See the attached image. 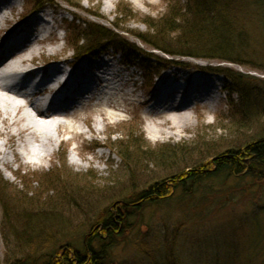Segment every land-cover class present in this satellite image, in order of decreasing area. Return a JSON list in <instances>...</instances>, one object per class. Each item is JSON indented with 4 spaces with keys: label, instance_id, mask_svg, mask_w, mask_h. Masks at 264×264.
I'll list each match as a JSON object with an SVG mask.
<instances>
[{
    "label": "rangeland",
    "instance_id": "374dc122",
    "mask_svg": "<svg viewBox=\"0 0 264 264\" xmlns=\"http://www.w3.org/2000/svg\"><path fill=\"white\" fill-rule=\"evenodd\" d=\"M18 1L19 5L7 12L8 22L2 24L0 36L1 32H8L15 26L23 10L31 7L30 0ZM175 1L181 5L184 0H172V3ZM67 3L76 7H70ZM251 3L257 19L245 26L249 30L250 45L241 59L245 63L244 67L231 63L220 64L219 61L174 58L175 63L183 64L184 67L168 65L153 76L149 86L146 75L150 76L157 69V59H152L147 67H142L135 60L126 62L109 47L104 55L106 58L113 57L116 61L119 71L116 83L126 99L120 101L121 107L118 110H112L93 100L98 98L102 89H99L100 93H97L98 89L92 92V100L83 102L82 110L73 116L63 117L60 110H56L54 117L45 122L50 126L43 129L56 141L53 154L45 159L36 160L32 158L33 154L26 155L20 148L25 144L22 140L16 144L19 154L12 152L11 146V150H7V146L3 147L6 138L0 135V148L6 153L3 164L0 165V184L7 183L9 186L3 187L6 191L0 197L5 200V205L10 206L9 210L15 208L25 211L32 207L35 211L31 212L37 214V220L32 223L35 226L33 229L46 237L41 248L43 260L46 255L52 254L54 246L58 248L68 243L80 249L95 215L112 211L115 200L122 201L129 197L125 187L124 195L116 196L118 186L124 185L128 175L134 174L125 168L118 157V142L129 143L130 136L133 139L137 137L136 144L140 148L129 145L128 150L129 154L139 157L143 161L140 164L144 163L145 166L143 172L135 173L140 180L139 185H136L140 190L153 180L163 179V174H159L154 163L149 161V151L162 145L195 147L199 141L216 145L231 143L236 137L241 138L238 140L239 144H235L240 148L254 139V131L258 130L257 122L259 128L264 129V108H259L255 123L248 122L246 125L232 111L233 106L239 105L241 99V95L237 93L239 89L223 74L197 71L221 66L230 72L250 77V84L264 90V0H251ZM120 5H127L133 16H117ZM168 8V3L164 0H43L35 13L41 16V20L43 18L47 21L53 34L42 44L40 41L35 42V37L30 39L29 44L33 47H42L41 52L33 57V63L40 66L44 59H53L65 66L74 65L75 54L67 38L76 30L85 31L89 24L114 31L142 51L151 52L155 58L166 59L160 52L143 45L134 35L146 32L142 19L148 17L158 20ZM114 24L119 26V31L113 28ZM73 27L76 29L71 31ZM37 35L36 33L35 36L38 37ZM52 47L60 50L53 54L50 51ZM166 73H171L166 81L174 79L175 83L184 74L188 76L187 82L195 75L220 81L219 99L213 109L202 105L194 106L188 111L189 126L179 136L170 139L152 137L146 129L151 123H160L159 117L150 113L149 109L151 99L157 93L156 87ZM104 113L109 116L108 119L104 117ZM53 123L61 124L57 131ZM235 123L241 124L243 129L235 130ZM69 124L75 133L65 129ZM12 130L15 132L16 127H12ZM31 142L29 150L32 152L38 146L32 140ZM10 144L12 145L11 142ZM200 144L201 142L197 145ZM60 161L66 166L62 173H58ZM72 161L79 163V166L72 164ZM206 178L199 183L186 182V191L179 188L170 199L140 210L136 227L127 232L125 239H117V244L110 250V264H166L168 252L171 253L167 257L174 256L176 264H261L264 259V182L254 183L248 174L235 176L217 173L209 174L208 177L206 175ZM50 179H54L53 182ZM55 182L60 188L55 186ZM62 187L66 190L61 189ZM64 193H71L69 196L74 197L70 207H66L61 217L51 214L50 218L43 220L49 208L56 205L55 201ZM2 221L0 206V264L25 259V241L16 243L11 233L4 234ZM19 224L17 226L21 229L23 224ZM3 235L8 237L7 243L3 241ZM32 236L33 234L30 237ZM48 237L54 246L44 244ZM41 249L39 259L34 258L33 263L27 264L40 263Z\"/></svg>",
    "mask_w": 264,
    "mask_h": 264
},
{
    "label": "trees",
    "instance_id": "16d2710c",
    "mask_svg": "<svg viewBox=\"0 0 264 264\" xmlns=\"http://www.w3.org/2000/svg\"><path fill=\"white\" fill-rule=\"evenodd\" d=\"M164 1L169 6L165 15L158 20L148 17L142 19L141 23L145 26L146 32L137 33L134 37L151 50L163 54L166 59L155 58L151 52L142 51L114 31L106 30L95 24L87 25L83 32L76 30V34L75 32L69 34L67 42L73 48L76 58L97 50L105 51L110 47L126 60L133 59L142 67H147L152 59H157V69L154 73L152 71L150 76L146 75L149 86L153 76L159 74L168 65L184 67L183 64L175 63L174 58L219 61L220 64L231 63L244 67L245 63L241 59L248 52L250 45V35L247 32L249 30L245 26L257 19L254 17L252 5L250 6L251 0H184L181 5L178 1L175 3H172V0ZM30 3V9L33 10L41 7L43 0H30ZM67 4L73 8L76 7L70 3ZM117 13V16H133L127 5L118 6ZM113 28L119 31L117 24H114ZM75 29L73 27L71 31ZM207 70L223 74L234 87L239 89L237 93L241 95V99L238 102L239 105L233 106L232 111L236 117L243 119L246 125L248 122L249 124L255 123L254 120L258 119L259 108H264V90L261 91L255 88L254 84H250L252 81L250 77L230 72L221 66L214 68L211 66ZM234 129L242 130L243 126L237 124ZM256 129L258 130L254 131V139L240 148H237L235 144L238 145V140L241 138L236 137L231 143L216 145L212 142L199 141L197 144L200 142L201 144H196L195 147L181 146L184 148L181 149L176 145H162L149 151L148 155L151 156L149 161L154 163L159 174H163V179L153 180L146 188L140 190L136 186L139 185L140 180L135 173L143 172L145 166L144 163L140 164L143 161H140L139 157L133 153L129 154L128 150L129 145L137 146V137L133 139L130 136L129 143L118 142V157L124 163L125 168L133 171L134 174L128 175L131 178L127 177L125 180L127 182L118 186L119 191L116 196L124 195L125 187L129 192V197L122 201L115 200L112 211L95 215L93 223L89 224V230L80 249L68 243L56 248L54 244H51V238L48 237L44 244L54 246V251L46 255L44 260L41 248H43V240L46 237L43 233H37L33 229L35 226L32 223L37 220L35 218L37 214L31 212L35 211L31 209L32 207H28L25 211L15 208L9 210L10 206L5 205V200L0 197L4 234L11 233L16 243L22 240L26 243L24 246L26 258L15 259L11 264L33 263L34 258L39 259L40 249L39 264H110V250L117 244V239H125L127 232L136 227L140 210L159 201L170 199L173 192L179 188L186 191V182L199 183L207 179L206 175L208 177L209 174L217 173H228L235 176L248 174L254 183L264 182V129L259 128L258 122ZM137 147L140 148L139 145ZM65 169V164L61 162L58 173L64 172ZM174 170L177 171L174 172ZM56 177L61 176L56 175ZM52 180L54 179H50V182H53ZM55 186L60 188L57 182ZM3 187L9 188L7 183L0 184V194L6 191ZM69 195L71 193L61 194L57 202L55 201L56 205L49 208L43 220L50 218L51 214H58L61 217L66 207L72 204L74 197ZM59 219L63 222L61 218ZM17 223H21L20 226L23 224L21 229ZM32 234L33 236L30 237ZM3 241L7 243L8 237L3 235ZM170 253L166 255V264H176L174 256L167 257ZM261 264H264V259Z\"/></svg>",
    "mask_w": 264,
    "mask_h": 264
},
{
    "label": "bare ground",
    "instance_id": "6f19581e",
    "mask_svg": "<svg viewBox=\"0 0 264 264\" xmlns=\"http://www.w3.org/2000/svg\"><path fill=\"white\" fill-rule=\"evenodd\" d=\"M7 1L0 0V29L2 24L8 22L7 12L15 7L14 3ZM34 19L32 16L26 22L33 24ZM38 26V37L35 36L36 32L31 31L32 28L22 26L14 30L10 37L0 39V135L6 138L3 147L7 146V150L13 147L12 152L19 154L16 144L22 140L25 144L20 148L26 155L33 154L32 158L36 160L45 159L54 152L56 141L43 129L50 126L45 122L54 117L56 110H60L63 117L77 114L82 110L80 104L90 102L91 93L97 89V93H101L93 100L112 110H118L120 101L126 100L116 83L119 71L111 60L89 58L71 72L59 66L50 68L46 76L44 67L39 71L38 68L33 70V66L37 67L33 57L41 52L42 47H33L29 44L30 39L35 37V42L42 44L53 34L46 20L43 19ZM59 50L58 47L50 48L53 54ZM170 74L163 76L156 87L157 93L151 99L150 113H155L160 120L159 124L151 123L146 128L152 137L170 139L179 136L190 124V109L196 105L213 109L219 99V80L195 75L187 82L188 76L184 74L175 83L174 79L166 81ZM104 115L106 119L109 118L106 113ZM54 125L55 131L61 126L57 123ZM12 127H16L15 132ZM65 129L72 134L74 132L70 124ZM31 140L38 146L32 152L29 150ZM94 143L99 146L97 142ZM5 157L4 149L0 148V165ZM72 164L79 166L75 161Z\"/></svg>",
    "mask_w": 264,
    "mask_h": 264
}]
</instances>
